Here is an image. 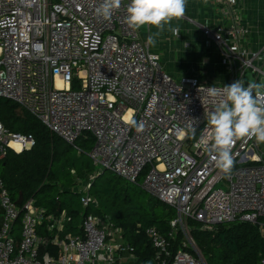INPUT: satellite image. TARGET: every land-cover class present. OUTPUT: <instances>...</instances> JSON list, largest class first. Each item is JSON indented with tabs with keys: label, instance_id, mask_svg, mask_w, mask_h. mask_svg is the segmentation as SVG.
Returning <instances> with one entry per match:
<instances>
[{
	"label": "built area",
	"instance_id": "obj_1",
	"mask_svg": "<svg viewBox=\"0 0 264 264\" xmlns=\"http://www.w3.org/2000/svg\"><path fill=\"white\" fill-rule=\"evenodd\" d=\"M129 2L122 0L105 20L95 13L101 0H0V100L17 104L71 146L94 140L89 157L97 172L77 192L85 208L99 207L90 191L102 173L140 183L177 212L168 233L146 230L156 264H207L191 234V221L212 231L223 224L264 220L261 144L238 139L227 176L198 146L216 103L207 89L245 82L247 75L254 76L253 83H264V45L259 50L246 46L251 28L239 0H212L219 23L189 21L207 45L218 47L228 83L196 76L176 79L139 29L126 25ZM76 83L79 90L73 89ZM35 146L33 135L14 132L0 120V159ZM1 217L0 264H118L127 254L136 261L134 249L108 217L86 214L80 234L67 235L66 212L48 214L33 200L19 205L0 179ZM18 222L19 242L14 236ZM44 226L47 236L41 237ZM179 234L184 240L175 252ZM48 248L56 249V255Z\"/></svg>",
	"mask_w": 264,
	"mask_h": 264
},
{
	"label": "trees",
	"instance_id": "obj_2",
	"mask_svg": "<svg viewBox=\"0 0 264 264\" xmlns=\"http://www.w3.org/2000/svg\"><path fill=\"white\" fill-rule=\"evenodd\" d=\"M0 120L10 130L33 135L36 139V146L32 150L21 154L9 151L0 160V179L5 183L13 201L23 200L26 203L33 200L36 207L51 215L66 212L70 218L67 231L74 235L81 232L79 226L82 219L86 214H92V209L96 210V216L108 217L103 216L101 211L102 205L98 200L100 192L97 191L96 196L92 195L101 176L93 182L90 191V195L98 200L99 208H85L80 200L84 212L81 215L75 203L77 196L73 194L80 191L76 189L78 181L97 172L96 168L91 172L79 155L88 149L91 152L94 147L92 138L83 139L75 147L71 146L51 133L38 119L8 100H0ZM104 194L110 195L112 201H119L121 209L123 205L128 209L125 217L120 211L119 216L113 218L115 222L112 217L109 220L115 228L122 231L123 238L134 249V264H156V253L146 236V230L156 227L163 233H168L170 221L163 219V216L171 208L158 200L159 203L154 208H150V200L148 204L147 201L138 203L135 201L137 195H134L135 192L131 195L129 188L107 189ZM160 207L165 210L163 214ZM189 225L207 264H261L264 260V220L257 224H223L215 226L212 231H203L198 222L191 221ZM180 235L175 244V252L180 249ZM51 248L48 251L56 255L57 250Z\"/></svg>",
	"mask_w": 264,
	"mask_h": 264
},
{
	"label": "clouds",
	"instance_id": "obj_3",
	"mask_svg": "<svg viewBox=\"0 0 264 264\" xmlns=\"http://www.w3.org/2000/svg\"><path fill=\"white\" fill-rule=\"evenodd\" d=\"M121 5L122 0H101L95 13L108 20ZM186 5L187 0H130L125 23L134 31L143 26L155 27L158 36L173 19L184 16ZM172 31L178 33V29ZM148 43H155L152 36ZM207 94L215 98L216 103L207 116L198 146L227 176L234 166L232 148L238 139L249 138L257 144L264 143V83L245 85L244 81L237 80L223 88L209 87ZM194 123L190 124L193 131Z\"/></svg>",
	"mask_w": 264,
	"mask_h": 264
},
{
	"label": "crops",
	"instance_id": "obj_4",
	"mask_svg": "<svg viewBox=\"0 0 264 264\" xmlns=\"http://www.w3.org/2000/svg\"><path fill=\"white\" fill-rule=\"evenodd\" d=\"M239 1L241 2V10L243 14L244 23L251 28V34L247 39L246 46L252 50H259L264 45V0ZM189 19H193L198 23L214 26L220 22V15L216 11V7L213 4L212 0H187L186 11L184 16L180 19H173L169 25L165 26V30L161 32L160 35L156 36L155 33L157 32V29L155 27L149 26V35L152 36V38L155 40L154 44H150L152 52L159 55L161 60V66L163 67V69L176 79H179L183 76H187V74L184 72H179L178 68L175 69L173 68V66L168 64L167 59L168 57H170L168 51H170L171 40H173L174 38L178 41H183L185 48L191 49V47H193V40H195L196 37L195 32L198 31L196 29H199V27L190 22ZM172 29H178V33H174ZM200 34H202L201 30ZM203 38L205 44L207 45L206 38L204 36ZM144 41L148 42V40ZM208 46V48L211 49L208 50V52H205L204 55L211 61L212 68H208V76H206L207 72L203 71L202 74H197L196 77H200L208 81L209 83H211L210 81H212V84L228 83V71L222 63L218 47L214 43H211ZM164 48H167V51H165V58L164 50H161ZM160 51H163L164 54H161ZM171 53L174 56V52L171 51ZM220 80H222V82H219ZM79 152L81 151L79 150ZM80 182L81 181H78V185L76 187L77 190H81V188L79 187ZM76 189H74V191ZM73 194L75 196L78 195L77 192H74ZM65 233L67 235H74L72 233H68L67 228L65 230ZM39 234L41 237L47 236L46 226L40 228ZM14 236L19 242L21 238L20 222H18L15 227ZM134 262H132L131 259L127 256V258L120 261L118 264H134Z\"/></svg>",
	"mask_w": 264,
	"mask_h": 264
},
{
	"label": "rangeland",
	"instance_id": "obj_5",
	"mask_svg": "<svg viewBox=\"0 0 264 264\" xmlns=\"http://www.w3.org/2000/svg\"><path fill=\"white\" fill-rule=\"evenodd\" d=\"M196 30L198 31L195 32L196 37H195V40H193V47H191V49L185 48L183 41H178L175 38L171 40L170 51H168L170 54V57H168L167 59L168 64L173 66V68L175 69L178 68L179 72L186 73L187 76H193V75L196 76L197 74L200 75L203 73V71H206L207 72L206 76H208L209 74L208 68H212V65H211V61L204 55V53L208 52V50H210L211 48L209 49L208 48L209 46L205 44L204 38L202 34H200V30L199 29H196ZM166 49L167 48H164L161 50H164V53H165V51H167ZM171 51L174 52L173 53L174 56L172 55ZM160 52L161 54H164L163 51H160ZM165 55L166 53L164 54V58H165ZM160 63H161V60H160ZM210 82L212 83V81ZM219 82H222V80H220ZM73 89L79 90L80 83H76ZM82 141L83 139L79 140L78 143H82ZM79 146H81V144H79ZM261 148L264 151V143L261 144ZM83 152H84L83 154H79L82 162L87 165V167L91 170V172H94L96 167H94V163L89 157L90 149H88V151H83ZM100 176H101L100 179L96 182V186L92 190V195L96 196L97 191L100 192L99 193L100 196L98 200L100 204L102 205L101 211L104 214L103 216H108V218L112 217L111 219H113L115 216H119L118 213L122 211L123 216L125 217L128 211V209H125V205H123L121 209V204L119 203V201H112L110 195L104 194V191L107 189H112V188L127 189L129 188V193L131 195H133L134 192H135L134 195H137L136 196L137 198L135 200L136 202L144 203L145 201H147V204H148V201L150 200V204H149L150 208H154L157 205V203H159L155 198L151 197L147 192H145L142 189V185L140 183L136 186L132 185L126 182V180L124 179H119V178L114 177V175L110 172H105ZM90 180H91L90 175H86L85 180L79 183V187L81 188V190L85 188L86 184ZM80 200H81V196L77 195V197L75 198V203L77 205L76 207H77L78 212L82 215L84 212H83L82 205L80 204ZM98 200L96 199L97 202ZM163 209L164 208L160 207V211L162 212V214L165 211ZM91 212L92 214L94 213L96 214L95 209H92ZM176 217H177V212L175 211V209L171 208L168 212L164 213L163 219L171 221L175 219ZM180 236L184 240V236L182 234Z\"/></svg>",
	"mask_w": 264,
	"mask_h": 264
},
{
	"label": "water",
	"instance_id": "obj_6",
	"mask_svg": "<svg viewBox=\"0 0 264 264\" xmlns=\"http://www.w3.org/2000/svg\"><path fill=\"white\" fill-rule=\"evenodd\" d=\"M139 31L141 32V37L143 40H148L149 38V26H143L141 28H139ZM254 82V76L252 75H247L245 77V85H247V83H253ZM103 174V173H102ZM19 205L23 204V200H20L19 202H17ZM1 213H3V210L1 209ZM4 225V218H0V229L3 227ZM128 256V254L126 255Z\"/></svg>",
	"mask_w": 264,
	"mask_h": 264
},
{
	"label": "bare ground",
	"instance_id": "obj_7",
	"mask_svg": "<svg viewBox=\"0 0 264 264\" xmlns=\"http://www.w3.org/2000/svg\"><path fill=\"white\" fill-rule=\"evenodd\" d=\"M61 87V85H59Z\"/></svg>",
	"mask_w": 264,
	"mask_h": 264
}]
</instances>
